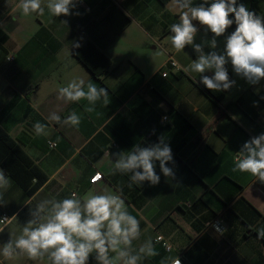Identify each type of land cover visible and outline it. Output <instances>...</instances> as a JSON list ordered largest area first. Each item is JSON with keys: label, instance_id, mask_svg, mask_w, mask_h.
Listing matches in <instances>:
<instances>
[{"label": "crops", "instance_id": "1", "mask_svg": "<svg viewBox=\"0 0 264 264\" xmlns=\"http://www.w3.org/2000/svg\"><path fill=\"white\" fill-rule=\"evenodd\" d=\"M18 3L0 0V127L48 179L29 195L8 176L11 187L4 193L0 215L7 214L11 221L2 228L0 223V247L20 234L31 219L30 210L43 199H63L72 192L119 194L112 177L122 182L129 177L110 174L113 154L135 144L158 143L164 136L174 161L167 166L175 179L165 177L157 161L158 185L143 182L134 201L122 194L128 211L140 221L141 237L134 247L151 238L159 253L141 264H161L166 257H181L183 264H264V239L257 237V229L264 227V183L231 171L242 145L264 133V81L238 82L229 63L235 85L222 91L220 100L209 95L198 73L184 71L197 58L194 49L186 46L176 52L168 39L169 26L179 19L172 0H81L72 15L56 18L47 12L43 17L24 16ZM237 3L264 15V0ZM193 23L199 29L195 43H201L204 28ZM234 30L231 26L217 38V51ZM212 35L208 32L206 38ZM85 39L111 60L99 77L75 55L72 45ZM169 54L181 71L165 77L163 64ZM72 79L92 80L106 88L110 103L98 102L96 111L87 113V101L58 100L59 87ZM239 99L249 113L238 105ZM72 111L82 116L78 130L63 123ZM53 112L61 117L60 123L48 119ZM37 121L47 126V136L35 135ZM50 141L57 146L50 147ZM96 171L104 178L92 182ZM216 219L226 229L223 235L211 224ZM158 235L171 249L157 241ZM91 257L88 264H97ZM0 264L49 262L26 256L6 260L0 255Z\"/></svg>", "mask_w": 264, "mask_h": 264}, {"label": "clouds", "instance_id": "2", "mask_svg": "<svg viewBox=\"0 0 264 264\" xmlns=\"http://www.w3.org/2000/svg\"><path fill=\"white\" fill-rule=\"evenodd\" d=\"M77 2L46 0L45 4L44 0H19L17 7L24 16L43 17L47 12L50 18H56L72 15L71 10ZM172 4L179 12V19L169 26L168 39L176 52L191 46L197 57L184 68L185 72L198 73V82L213 92L230 90L235 85L226 67L229 63L233 72L250 85L264 80V15L249 10L243 3L238 4L237 0H202L198 4L194 0H172ZM193 21L204 28L205 38L201 43H195L199 29ZM62 23L67 24V21ZM233 24L235 30L225 37L223 49L217 51V38L224 36ZM208 32L213 34L211 39L206 38ZM72 46L79 48L81 45L74 43ZM205 47L211 51L206 53ZM57 99L66 104L87 101L84 109L87 113L95 112L98 102L104 106L110 103L106 88L98 87L92 80L86 83L84 79H72L66 86L59 87ZM254 106H258V102H254ZM48 119L61 122L55 112ZM81 121L82 116L72 111L63 123L78 130ZM46 129L47 126L39 121L33 125L36 136H47ZM158 140L148 146L135 144L129 151L114 153L110 174L128 175L129 188L139 187L145 181L155 186L160 183V175L156 173L158 161L163 175L175 179L173 169L167 166L174 162L172 150L164 136ZM49 143L52 148L57 146L56 142ZM231 171L251 174L264 183V133L251 137L242 145L236 152ZM10 187V178L0 168V204ZM118 191L119 194L90 191L82 196L72 192L63 199L53 196L39 201L30 210L31 219L20 234L0 247V255L6 260L25 256L31 261L46 258L49 264H88L93 255L97 264H141L145 258L159 255L151 238L138 248L134 247V241L141 237L140 221L128 211L122 198L123 190ZM213 227L220 235L226 231L221 229L220 222ZM257 237L264 239V227L257 229ZM161 264H181V261L178 257H166Z\"/></svg>", "mask_w": 264, "mask_h": 264}, {"label": "trees", "instance_id": "3", "mask_svg": "<svg viewBox=\"0 0 264 264\" xmlns=\"http://www.w3.org/2000/svg\"><path fill=\"white\" fill-rule=\"evenodd\" d=\"M163 3L168 0H161ZM257 14L256 9H252ZM232 26L236 27L235 24ZM77 58L85 64L95 77L106 72L111 64L109 57L95 46L90 40L85 39L79 48L75 50ZM229 78L231 79V75ZM205 91L216 100L223 97V92H216L204 87ZM238 105L249 113L244 100H237ZM0 167L4 169L6 176L14 178L29 195L34 194L48 179L47 175L35 164L29 155L15 142L11 135L0 127ZM122 194L130 201H134L141 191V187L133 185L128 187L129 179L125 182L112 177L111 180ZM91 259H95L91 257Z\"/></svg>", "mask_w": 264, "mask_h": 264}, {"label": "built area", "instance_id": "4", "mask_svg": "<svg viewBox=\"0 0 264 264\" xmlns=\"http://www.w3.org/2000/svg\"><path fill=\"white\" fill-rule=\"evenodd\" d=\"M78 2H81V0H78ZM9 59H13V56H10ZM163 67H165V70L162 72V75L165 77L169 74V71H173L177 74L180 73V71H181V66L177 62V60L174 58L173 54L168 55L166 61L163 64ZM166 119H167V117L164 116V120H166ZM103 178H104L103 173L101 171H96L93 174V176L91 177V180H92V182H98V181L102 180ZM5 218H7V219H5ZM10 221H11V217L8 216L7 214L2 213L0 215L1 228L6 226ZM217 222H219V220L216 219L211 224L215 225ZM157 241L161 242L165 249H167V250L171 249V244L168 243L162 235L157 236ZM178 258L180 259L181 264H183L181 257H178Z\"/></svg>", "mask_w": 264, "mask_h": 264}, {"label": "rangeland", "instance_id": "5", "mask_svg": "<svg viewBox=\"0 0 264 264\" xmlns=\"http://www.w3.org/2000/svg\"><path fill=\"white\" fill-rule=\"evenodd\" d=\"M172 73H173V71H169V74L172 75ZM236 78H237V81L240 82V83H242V82L244 81V79H242L241 77H239V76H237V75H236ZM263 81H264V80H261V82H263ZM236 89H240V88H236Z\"/></svg>", "mask_w": 264, "mask_h": 264}]
</instances>
